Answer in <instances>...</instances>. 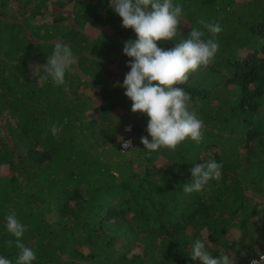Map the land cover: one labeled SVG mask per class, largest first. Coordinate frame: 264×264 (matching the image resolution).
<instances>
[{
	"label": "trees",
	"instance_id": "trees-1",
	"mask_svg": "<svg viewBox=\"0 0 264 264\" xmlns=\"http://www.w3.org/2000/svg\"><path fill=\"white\" fill-rule=\"evenodd\" d=\"M173 3L185 27L158 47L202 29L201 19L223 31L205 30L219 44L214 61L175 85L203 122L201 142L149 153L140 143L151 139L148 117L114 87L130 71L123 44L137 37L109 0H0V256L12 264V213L32 264H199L197 239L236 264L264 251V0ZM60 39L77 63L56 85L31 66ZM53 123L62 125L55 135ZM118 136L135 149L121 152ZM209 160L222 163V177L184 193L190 169Z\"/></svg>",
	"mask_w": 264,
	"mask_h": 264
},
{
	"label": "clouds",
	"instance_id": "clouds-1",
	"mask_svg": "<svg viewBox=\"0 0 264 264\" xmlns=\"http://www.w3.org/2000/svg\"><path fill=\"white\" fill-rule=\"evenodd\" d=\"M109 7L121 18V26L132 29L137 37L123 44V55L130 58L126 65L130 71L125 75L123 84L117 82L114 87L125 89L124 95L132 102V113L146 114L148 117L146 131L151 139L148 136L140 138L144 149L149 150V153L161 147L175 150L186 138L200 143L203 122L195 112L189 110L190 95L175 85L186 83L189 73L206 68L214 61L219 44L214 38H205V30L215 37L223 31L222 25L218 21L201 19L198 23L203 30L192 28L188 38L164 50L157 46V42H173L185 27L181 22L183 10L180 4H174L173 0H109ZM93 58L99 63L96 57ZM76 63L77 57L68 44L60 39L54 42V51L45 64L31 67L34 71L42 70L44 80L51 78L56 85H62L66 69ZM113 118L118 124L119 120ZM61 128L62 125L57 127L53 123L50 131L55 135ZM130 130V126L125 129ZM117 141L121 152L135 149L132 148L131 140L118 136ZM222 167V163L215 160L194 165L190 169V180L184 183L183 192H199L210 181L219 180ZM5 221L7 232L16 238L15 241H6L8 247L15 244L19 250L16 264H32L36 254L20 239L25 232V225L14 213L8 214ZM240 255L243 257L247 253L241 252ZM252 259L250 264H264V255H260L258 260ZM191 260L199 261V264H236L235 258H230L228 254L213 256L200 239L193 244ZM0 264H12V261L0 256Z\"/></svg>",
	"mask_w": 264,
	"mask_h": 264
},
{
	"label": "built area",
	"instance_id": "built-area-1",
	"mask_svg": "<svg viewBox=\"0 0 264 264\" xmlns=\"http://www.w3.org/2000/svg\"><path fill=\"white\" fill-rule=\"evenodd\" d=\"M126 140H131V139H130V138H128V139H126ZM131 142H132V141H131ZM260 255H264V251H263V253H262V254H260ZM260 255H259V257H260ZM259 257H257V258H253V259H257V260H258V259H259ZM253 259H252V260H253ZM250 261H251V260H250ZM250 261H249V263H248V264H250Z\"/></svg>",
	"mask_w": 264,
	"mask_h": 264
},
{
	"label": "rangeland",
	"instance_id": "rangeland-1",
	"mask_svg": "<svg viewBox=\"0 0 264 264\" xmlns=\"http://www.w3.org/2000/svg\"><path fill=\"white\" fill-rule=\"evenodd\" d=\"M127 128V127H126ZM132 143V142H131ZM254 198H256V197H254Z\"/></svg>",
	"mask_w": 264,
	"mask_h": 264
}]
</instances>
